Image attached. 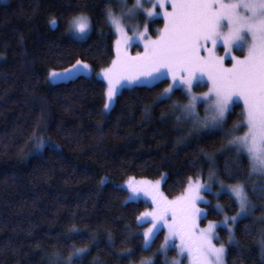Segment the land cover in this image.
<instances>
[{
	"label": "trees",
	"instance_id": "obj_1",
	"mask_svg": "<svg viewBox=\"0 0 264 264\" xmlns=\"http://www.w3.org/2000/svg\"><path fill=\"white\" fill-rule=\"evenodd\" d=\"M108 6V0L0 4V264H53V253L63 264L73 248L85 250L75 264H142L149 259L163 264L158 252L163 231L144 250L147 225L136 226V217L150 204L143 199L125 203L127 190L114 188L125 185L129 177L156 181L163 174L161 190L171 199L180 194L188 177L201 171L206 177L210 165L221 178L226 165L240 176L256 206L235 226L234 243H229L226 228L217 230L215 243L225 245V264H264L259 244L264 193L259 187L252 190L253 184H260L247 179V158L237 163L220 131L189 135L190 123L177 121L178 114L170 110L173 101L184 102L180 91L172 100L157 102L165 82L124 88L102 119V81L80 75L47 82L50 70L62 71L77 59L94 72L111 64L116 37L104 23ZM111 6L119 11L114 3ZM82 12L93 30L76 41L66 30L68 21ZM157 20L151 25L153 33L162 27V20ZM241 110L234 109L225 131ZM199 111L202 114L203 107ZM242 133L243 129L237 134ZM181 136L187 137V146L177 143ZM41 139L45 143L37 151ZM205 196L210 204L202 224L235 215L237 206L228 196L219 197L223 215L215 213L213 194ZM167 255L173 258L175 251Z\"/></svg>",
	"mask_w": 264,
	"mask_h": 264
},
{
	"label": "snow or ice",
	"instance_id": "obj_2",
	"mask_svg": "<svg viewBox=\"0 0 264 264\" xmlns=\"http://www.w3.org/2000/svg\"><path fill=\"white\" fill-rule=\"evenodd\" d=\"M119 11H113L112 4ZM104 10V23L115 34L111 64L97 74L104 82L103 110L98 114L106 118L121 89L144 82H165L157 96V102L172 100L180 91L184 102L173 101L170 110L177 121L190 123L189 135L202 131H220L237 163L246 157L249 165L248 177L254 174L264 177V0H108ZM162 27L152 32L151 25ZM143 20L130 28L128 21ZM53 27L56 21H50ZM93 30L90 18L83 12L68 21L66 34L74 40L83 41ZM103 34V33H101ZM132 55V47H141ZM90 70V65L77 59L62 71H49L48 82L75 79ZM206 88L197 93L196 88ZM242 104L232 127L225 125L234 109ZM203 107V115L199 109ZM243 129V134L237 133ZM97 131H103L98 128ZM41 139L36 144L39 151L44 146ZM178 144L187 146V137L181 136ZM211 159L209 154H205ZM225 179L236 183L225 184ZM105 181L101 180L103 184ZM166 178L155 182L135 180L132 177L125 185H116L114 190H127L125 203L144 198L145 210L136 217V226L144 227L143 249H149L159 233L164 239L158 252L163 264H225V245L217 246V230L227 229L229 243L235 242L234 228L256 207L249 199L247 186L241 177L234 175L226 165L221 178L216 168L209 166L207 176L203 172L188 177L179 195L169 198L161 190ZM213 185H218L215 193ZM257 186L252 185L253 192ZM264 193V185L260 186ZM205 193L217 199L215 213L224 214L219 197L228 196L237 206L235 215L219 223L207 219L206 207L210 201ZM260 199H264L261 195ZM201 204L205 207H201ZM264 221V215L259 218ZM259 239L261 255H264V230ZM84 249L73 248L63 264H75ZM175 251L169 260L168 252ZM155 255V254H154ZM60 256L53 253V264H59ZM142 264H153L152 260Z\"/></svg>",
	"mask_w": 264,
	"mask_h": 264
},
{
	"label": "rangeland",
	"instance_id": "obj_3",
	"mask_svg": "<svg viewBox=\"0 0 264 264\" xmlns=\"http://www.w3.org/2000/svg\"><path fill=\"white\" fill-rule=\"evenodd\" d=\"M131 2H132V0H131ZM3 3H6V0H0V4H3ZM154 19H160V20H162V18L161 17H157V18H154ZM137 23H139L140 25H141V27L143 26V23H144V21L143 20H139V21H136V20H131V21H128V25H129V28L128 29H126V30H129V34H131V31H130V28L131 27H134ZM71 37V36H70ZM72 38V37H71ZM87 38V37H86ZM85 38V39H86ZM73 39V38H72ZM84 39V40H85ZM76 41H78V40H76ZM136 48V47H135ZM134 47H132V48H130L129 49V51H130V53L132 52V49H135ZM139 49V50H138ZM136 50H138V51H140V52H142L143 51V48H142V46L141 47H137L136 48ZM137 53V52H136ZM100 72V71H99ZM99 72H94L92 69H91V67H90V70L88 71V72H86L85 74H82L81 76H86V77H91V78H95V79H98V80H100V81H102L103 82V80H102V78H99L98 77V73ZM47 82H48V75H47ZM63 81H65V80H63ZM58 82H60V81H58ZM48 83H50V82H48ZM53 83H57V82H51L50 84H53ZM104 83V82H103ZM155 83H157V82H144V83H142V84H139V85H134V86H150V85H153V84H155ZM134 86H132V87H134ZM124 88H131V87H124ZM124 88H122V89H124ZM121 89V90H122ZM197 89V88H196ZM196 89H195V91H196ZM200 89V88H199ZM201 89H204L203 91H206V88H203V87H201ZM197 93H199V92H197ZM241 107H242V104L240 105ZM201 115H203V111H202V114ZM189 123V122H188ZM191 127V126H190ZM202 132H205V131H202ZM243 134V133H242ZM241 134V135H242ZM226 147L227 148H231V146L230 145H228L227 143H226ZM255 180H256V183H258V184H260V185H258L257 186V188L259 187V189H260V186L261 185H264V177H262V176H260L259 174H254L253 176H252ZM150 182H155V181H150ZM217 187H218V185H213V190H212V192L213 193H215L216 192V190H217ZM214 188H216V190H214ZM126 189V188H125ZM140 199H143L144 200V198L143 197H141ZM148 203L150 204V201H148ZM201 207H203V204H201ZM222 221V220H221ZM219 223V222H218ZM207 224V222L205 223V224H201V227H204L205 225ZM217 246H219V245H217ZM172 258H169V260H171Z\"/></svg>",
	"mask_w": 264,
	"mask_h": 264
}]
</instances>
